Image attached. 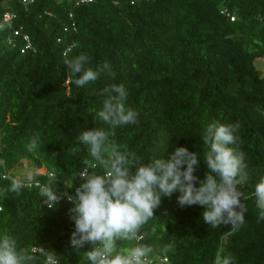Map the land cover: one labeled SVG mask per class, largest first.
<instances>
[{
	"label": "trees",
	"instance_id": "1",
	"mask_svg": "<svg viewBox=\"0 0 264 264\" xmlns=\"http://www.w3.org/2000/svg\"><path fill=\"white\" fill-rule=\"evenodd\" d=\"M7 12L16 18L0 29V234L29 251L43 248L47 253L32 251L36 264H48V255L60 264H89L91 246H71L74 205L63 194H74L73 173L89 158L79 135L109 128L97 115L102 90L123 84L137 122L111 130L110 138L144 163L187 147L200 156L195 175L205 179V130L238 122L247 175L238 188L248 199L241 197L242 225L212 227L203 206L180 207L174 193L139 230L144 239L118 241V249L149 247L153 264H214L218 250L232 254L234 264H264L255 197L264 178V76L256 66L264 58V0H0V22ZM16 31L30 37L33 50L22 53ZM82 53L93 69L109 64L115 78L101 72L76 87L65 59ZM34 136L38 146L29 152ZM24 170L30 176L18 178ZM13 179L25 184L18 193L10 190ZM49 184L61 197L51 208L40 194Z\"/></svg>",
	"mask_w": 264,
	"mask_h": 264
},
{
	"label": "clouds",
	"instance_id": "2",
	"mask_svg": "<svg viewBox=\"0 0 264 264\" xmlns=\"http://www.w3.org/2000/svg\"><path fill=\"white\" fill-rule=\"evenodd\" d=\"M65 64L76 87L95 82L101 72L115 78L109 64L93 69L88 66L89 57L83 53L66 58ZM102 95L106 98L97 115L109 128L96 127L79 135L78 140L88 147L89 158L82 161L79 172L73 173L79 180L74 194H63L74 205L70 210L75 225L71 246L78 251L90 245L85 253L89 264H146L149 247L118 249L117 242L135 239L141 227L155 216L162 199L177 192L178 205L203 206V220L212 227L229 224L238 227L244 223L247 207L241 197L243 200L248 197L238 186L245 185L247 175L245 154L239 150L238 122H215L205 130L203 141L208 151L203 161L208 171L201 180L195 175L201 158L187 147H177L167 158L144 163L127 145L111 139V130L135 124L138 113L127 106L128 93L123 84L106 86ZM38 139L34 136L26 145L29 152L36 150ZM71 152L75 155L77 149ZM53 186L46 185L40 192L50 208L61 198ZM23 187V182L13 179L10 190L18 193ZM255 197L258 219L264 220V178L255 186ZM36 259L32 251L19 246L16 238L0 234V264H36ZM234 262L232 254L217 251L214 264Z\"/></svg>",
	"mask_w": 264,
	"mask_h": 264
},
{
	"label": "built area",
	"instance_id": "3",
	"mask_svg": "<svg viewBox=\"0 0 264 264\" xmlns=\"http://www.w3.org/2000/svg\"><path fill=\"white\" fill-rule=\"evenodd\" d=\"M34 1L35 0H23V3L25 5H29V4L33 3ZM73 1L76 2V5H81V4L91 3L93 0H73ZM15 18H16V15L14 13L7 12L4 15V17H3V21L0 22V29L1 28H5V27L6 28L7 27L8 28H12L13 21H14ZM70 18H73V15L72 14H70ZM75 26H76V23L73 21L72 22V27L75 28ZM75 30H76V28H75ZM15 36H21L22 39H23V42H24L25 45H24V48L22 50V53H25V52H27L29 50H33L34 49L33 44L31 42V39H30V37L27 34H24L21 31H16L15 32ZM0 163L1 164L3 163L2 160H1V157H0ZM0 210H1V208H0ZM143 239H144V236L141 235V234H139V233L137 234V237L135 238V240L137 241V243L141 242ZM32 251L34 253H37V254L47 253L43 248L37 247V246L33 247L32 248ZM155 260H156L155 258H153V257H151V256L148 255L147 258H146V264H153ZM161 261L162 262H168V259L167 258H162ZM47 263L48 264H60L59 260H57L56 258H54L51 255H48V257H47Z\"/></svg>",
	"mask_w": 264,
	"mask_h": 264
},
{
	"label": "rangeland",
	"instance_id": "4",
	"mask_svg": "<svg viewBox=\"0 0 264 264\" xmlns=\"http://www.w3.org/2000/svg\"><path fill=\"white\" fill-rule=\"evenodd\" d=\"M256 66L258 69L262 70L263 72V76H264V58L263 59H259L256 61ZM18 178H28V176H30V173L28 170H24V171H21L19 174H18Z\"/></svg>",
	"mask_w": 264,
	"mask_h": 264
}]
</instances>
